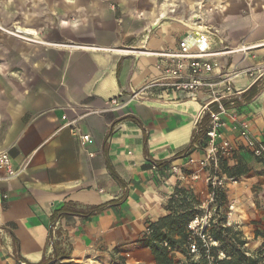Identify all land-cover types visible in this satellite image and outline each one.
I'll return each instance as SVG.
<instances>
[{
	"label": "crops",
	"instance_id": "obj_1",
	"mask_svg": "<svg viewBox=\"0 0 264 264\" xmlns=\"http://www.w3.org/2000/svg\"><path fill=\"white\" fill-rule=\"evenodd\" d=\"M108 1L0 0V27L34 32L0 31V153L16 170L11 178L0 171V264H156L146 227L172 230V219L209 199L199 166L206 140L197 134L216 105L217 146L226 140L232 150L218 157L216 174L227 177L225 166L238 179L223 188L221 211L235 204L228 223L246 229L247 253L258 257L264 160L239 136L245 123L264 146V0L249 17L222 15L214 26L200 25L206 9L190 0H116V9ZM192 31L219 65L207 78L212 89L194 100L163 86L171 60L161 56ZM210 91L220 98L214 105ZM65 207L86 216L64 215L50 231ZM56 242L67 257H54Z\"/></svg>",
	"mask_w": 264,
	"mask_h": 264
},
{
	"label": "built area",
	"instance_id": "obj_2",
	"mask_svg": "<svg viewBox=\"0 0 264 264\" xmlns=\"http://www.w3.org/2000/svg\"><path fill=\"white\" fill-rule=\"evenodd\" d=\"M1 29V28H0ZM2 31L13 37H21L22 31L12 27L11 30ZM198 31H192L186 38L182 39L178 45V51L175 53H164L163 56L166 59L171 60V67L165 71L167 79L162 84L163 86L170 88L176 92H182L187 95L191 100H194L203 89L211 90L213 84L207 81L209 75L219 68L217 62L210 59L216 56L215 53L210 51L207 38ZM196 34V35H195ZM213 35V34H212ZM241 48L240 50H243ZM156 84L153 82V85ZM141 91L133 92L132 97L135 98L140 95ZM211 104L218 103L220 101L219 95L210 91ZM210 104V105H211ZM110 108L115 110L119 107V103L116 98L110 100ZM224 124L221 120L220 113H210L209 124L206 129V155L204 161L199 163L201 170L207 171L208 174L203 178V183L209 189V199L207 201L208 206L213 205L214 208H207L202 211L200 215H195L187 224V231L189 237L187 238L186 253L190 262H198L202 257L212 264L215 259L211 256V249L217 248L219 243L211 236L212 227L216 222L214 221L215 204H216V191L223 190V188L230 184H236V178H227L222 175H217V161L218 157L226 159L231 156V146L226 140H221L219 147L217 146V140L221 139L220 130ZM242 131L240 133V139L243 141L255 158H264V146L255 143L249 136L248 129L245 123H241ZM199 131V129H198ZM80 141L83 143L89 140L87 135L79 136ZM192 163V160H189ZM211 168H214L212 174ZM175 170V169H173ZM0 171H4L7 178L14 177L16 170L12 166L10 157L6 153H0ZM199 173L192 176L193 180H197L200 177ZM204 204V205H205ZM230 210L233 206H229ZM228 222L226 226H230ZM56 226L54 227V232ZM52 232V235L54 234ZM145 233H149L148 227L145 229ZM167 248V244H163ZM170 250V249H169ZM250 254H247L249 256ZM226 256L223 252H218L216 256L217 261L225 260Z\"/></svg>",
	"mask_w": 264,
	"mask_h": 264
},
{
	"label": "trees",
	"instance_id": "obj_3",
	"mask_svg": "<svg viewBox=\"0 0 264 264\" xmlns=\"http://www.w3.org/2000/svg\"><path fill=\"white\" fill-rule=\"evenodd\" d=\"M214 104L215 103H213V105ZM222 106L225 107V104H222ZM216 111H217V105L216 107L212 106L210 113L212 112L216 113ZM209 117L210 114L208 113V115L204 116L202 122L199 125V131L197 137H199L202 140H206L205 128H207L206 126L209 121ZM260 159L264 160V158H260ZM221 168L223 172L227 175V178H235L236 175H232V172L230 173V171L227 170L225 166ZM222 191L223 190L216 191L215 202H216V208H217V213L219 214L218 215L219 218L216 229L214 231H211V236L215 241L219 243V246L217 248L211 249L210 251L211 256L215 259V261L212 264H260V262L261 264H264V257L259 256L263 252L259 251L258 257H254L251 255L247 256L248 253L244 252L243 249L245 248L247 242L246 239L241 236V233L235 231L233 227L224 225L226 219L221 215L222 214L221 208L224 204ZM99 210L100 208L98 207L91 208L90 212L97 213ZM195 212L196 211L192 206L191 208H188L186 211H183V213L179 217H177L178 218L177 221L172 219V222L168 223V225L172 226V230L169 228L166 231H161L162 230L161 227L155 225L147 226L149 229V233H145V236L148 239V244L151 247V252L156 264H173L171 259L168 258V254H169L168 252H170V250L177 248L178 246L181 247L183 244H186V240H187L186 227L188 222L195 216L196 214ZM85 214L86 213H83L82 211L71 210L68 209L67 207L62 208L61 210L55 212L51 216L50 231L51 228L53 227L55 220L59 219L64 215L86 216ZM56 235L59 237L60 233L56 232ZM173 235H175L176 237L173 238ZM254 236L262 238L264 243V231L256 232L254 233ZM164 243L167 244V248L163 246ZM58 246H59V242H56L52 245L54 257L55 258L67 257L69 255V251H64ZM220 251L225 254L226 259L222 261H217L216 256ZM186 264H209V262L205 259V257H202L198 262H190L187 257Z\"/></svg>",
	"mask_w": 264,
	"mask_h": 264
},
{
	"label": "rangeland",
	"instance_id": "obj_4",
	"mask_svg": "<svg viewBox=\"0 0 264 264\" xmlns=\"http://www.w3.org/2000/svg\"><path fill=\"white\" fill-rule=\"evenodd\" d=\"M3 1V0H2ZM191 2L193 3H197L196 5L198 6V3H202V5L204 6L203 8L206 9L204 11V21H200V25L203 26V22L204 24H215L218 17L219 16H222L224 15L225 17H228V16H232L234 14L236 15H240L242 18L244 17H249V12L251 10V7L254 5V3L257 1V0H190ZM108 2H110L109 4L114 8L116 9L117 8V3H116V0H109ZM176 5L175 7H185V0H176ZM196 6V7H197ZM214 26V25H213ZM0 31L2 33H4L2 31L3 30H11L12 27L9 29L7 27H0ZM215 34V33H213ZM217 169H218V165H217ZM212 171V174L213 172L215 171L214 168H211L210 169ZM216 173V172H214ZM237 183H238V179H237ZM236 183V184H237ZM232 185H235V184H232ZM235 204L234 203H230V204H227V207H226V212L223 213L222 211V216L226 219L225 220V223L224 225H226V223L228 222V215L226 214L227 212H233V209L230 210L229 206H234ZM194 209H195V215H200L202 213V211L206 210L207 208H211L213 209L214 206L213 205H210L208 206L207 204L205 205H201V204H198V205H195L193 206ZM215 208H216V204H215ZM218 213H217V208L215 210V215H214V221L216 222V224H214V226L212 227V231H214L216 229V226H217V222H218ZM231 227L234 228L235 231L241 233V236L244 238V231H245V234L246 236L248 237V234H247V231L245 228L242 227L241 224H232L230 225ZM186 234H187V238L189 237V233L187 231V227H186ZM176 236L173 235V238H175ZM249 238V237H248ZM186 244H187V240H186ZM186 244H183L181 247H177L173 250H170V252H173V251H177L181 256H183V264L187 263V253H186ZM244 249V252H247L246 248H243ZM264 253V251H263ZM171 261L172 263L173 260L171 258ZM261 264V262H260Z\"/></svg>",
	"mask_w": 264,
	"mask_h": 264
},
{
	"label": "bare ground",
	"instance_id": "obj_5",
	"mask_svg": "<svg viewBox=\"0 0 264 264\" xmlns=\"http://www.w3.org/2000/svg\"><path fill=\"white\" fill-rule=\"evenodd\" d=\"M199 15V14H198ZM201 16V15H200ZM200 16H194V17H191V19L192 20H199L201 17ZM202 28V27H201ZM18 30H20V31H22L23 33H27V34H29V35H33V31L32 30H28V29H26V30H22V29H20V28H18ZM198 35H200V33H198ZM244 50V49H243Z\"/></svg>",
	"mask_w": 264,
	"mask_h": 264
},
{
	"label": "water",
	"instance_id": "obj_6",
	"mask_svg": "<svg viewBox=\"0 0 264 264\" xmlns=\"http://www.w3.org/2000/svg\"><path fill=\"white\" fill-rule=\"evenodd\" d=\"M196 35V34H195Z\"/></svg>",
	"mask_w": 264,
	"mask_h": 264
}]
</instances>
